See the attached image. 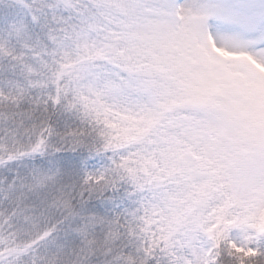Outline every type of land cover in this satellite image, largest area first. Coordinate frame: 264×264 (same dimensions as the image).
I'll list each match as a JSON object with an SVG mask.
<instances>
[{"label":"snow or ice","instance_id":"obj_1","mask_svg":"<svg viewBox=\"0 0 264 264\" xmlns=\"http://www.w3.org/2000/svg\"><path fill=\"white\" fill-rule=\"evenodd\" d=\"M0 264H264V0H0Z\"/></svg>","mask_w":264,"mask_h":264},{"label":"trees","instance_id":"obj_2","mask_svg":"<svg viewBox=\"0 0 264 264\" xmlns=\"http://www.w3.org/2000/svg\"><path fill=\"white\" fill-rule=\"evenodd\" d=\"M64 155H68V156H75V154H64ZM91 163V162H90ZM97 164L99 163V161H97L96 162ZM95 203H97L98 204V206L100 207V209L103 211V210H105V208H104V206L103 205H99V203L98 202H95Z\"/></svg>","mask_w":264,"mask_h":264}]
</instances>
